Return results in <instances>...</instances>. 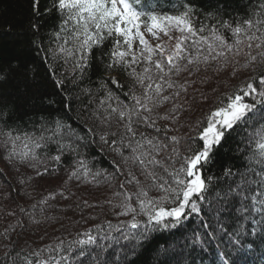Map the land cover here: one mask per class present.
<instances>
[{"label":"snow or ice","instance_id":"obj_1","mask_svg":"<svg viewBox=\"0 0 264 264\" xmlns=\"http://www.w3.org/2000/svg\"><path fill=\"white\" fill-rule=\"evenodd\" d=\"M238 3L242 11H230L232 0H216L207 10L198 9L192 0H164L163 4L158 0H47L43 8L41 0H29V44L46 63L70 65L75 82L97 61L106 70L125 71L132 86L124 93L125 100L108 90L88 117L91 126L85 122L73 127L59 118L41 116L38 127L34 124L29 130L10 122L12 110L0 95L4 158H19L20 163L36 168L41 163L36 149L55 145L57 154L49 159L57 164L63 156L74 155L69 179L91 176L99 184L97 177L102 176L114 189L104 203L117 221L105 219L83 232L57 236L33 248L13 238L20 235L17 227H24L17 219L0 232V264H120L122 253L127 259L125 249L135 252L150 242L157 245V264H197L198 258L203 264L202 254L213 245L219 264H248L256 239L264 243V0ZM45 16L55 22L47 46L39 38ZM146 33L160 42L153 46ZM162 36L168 41H162ZM212 63L217 64V71L230 70L233 77L248 71V78L225 94L227 103L221 98L220 106L196 121L195 136H178L175 133L184 126L183 105L174 104L163 115L159 111L187 91L180 84L176 92L166 95L168 89L177 87L172 76L191 73L193 66L198 72L199 65ZM30 70H34L30 64H9L0 68V83ZM48 71L54 86L63 89L64 78L55 74L51 64ZM111 83L123 87L115 78ZM113 99L115 106L107 103L104 107ZM61 105L70 107L64 100ZM237 128L242 130V139L236 151L243 163L235 170L222 168L219 176L206 175L215 149ZM195 141L201 142L198 147L193 146ZM87 148L113 153L112 171L93 172L92 162L81 151ZM48 172L45 167L36 175ZM57 194L69 198L64 192L49 193L38 203L46 205ZM25 214L30 222L40 223ZM193 218L198 227L186 236V222ZM161 231L179 235L185 242L179 250L167 241L160 244L152 234Z\"/></svg>","mask_w":264,"mask_h":264},{"label":"trees","instance_id":"obj_2","mask_svg":"<svg viewBox=\"0 0 264 264\" xmlns=\"http://www.w3.org/2000/svg\"><path fill=\"white\" fill-rule=\"evenodd\" d=\"M158 2L163 4L164 0H158ZM192 2L198 9L207 10L216 0H192ZM28 3L29 0H0V68L19 62L21 65L30 64L31 69H34L24 74H14L7 82L0 83V95L9 102V108L12 110V121L10 122H16L21 127L31 130L34 124L38 127L39 119L43 116L49 120L59 118L73 127L85 122L91 126L92 121L88 117L92 110L100 106L107 91L111 90L115 96L125 100L124 93L128 92L132 86L131 78L125 71L106 70L104 65L93 61L92 66L86 69L83 76L74 82V73L70 65H64L62 61L49 60L46 63L41 58L42 54H37L29 44ZM46 3L47 0H41V8ZM242 7V3H238V0H232L230 11H242ZM41 23L43 27L40 29L39 38L47 46L49 32L55 22L45 16ZM174 43L175 41H173ZM49 64L54 67L57 76L64 78L63 89H57L54 86L52 74L48 71ZM199 67L200 71L198 72L193 66L191 73L184 72L179 76H172L177 87L168 89L165 94L171 95L176 92L180 84H184L187 91H181L178 97L162 105L159 109L163 115L165 109L171 108L174 104L183 105L181 124L184 126L180 127L175 134L185 138L195 136L196 121L207 114L210 109L220 106L221 98H224L223 102L227 103L225 94H230L249 75L248 71H242L233 77L230 70L217 71L216 63H212L210 66L201 64ZM75 75L79 76L78 73ZM111 78H115L123 87L112 84ZM205 96L208 98L207 100L204 99ZM48 99L55 103L51 105L46 102L42 103V100ZM62 100L70 107H62ZM107 103H112L115 106L117 102L115 99L106 101L104 107L107 106ZM158 123L163 125L165 122L158 121ZM238 133L241 134L238 135ZM241 139L242 130L237 128V131L232 133L226 142L215 149L214 161L209 166L210 172L206 170L205 174L219 176L224 167L233 166L234 170L239 167L243 160L236 149ZM200 143V141H195L193 146L198 147ZM81 151L86 153L87 159L92 162L93 172L97 169L112 171L111 162L114 159V154L110 151L105 150L101 153L93 148ZM36 152L41 163H38L36 168H32L20 163L19 158L8 161L4 158V149L0 148V232L8 224H15L19 219L23 221L24 227H17L16 231L20 235L17 237L14 234L13 238L18 239L19 244L27 242L29 246L37 248L43 247L57 236L83 232L93 224L100 223L105 219L112 220L113 223L117 222L108 213V205L104 203L106 199L112 197L114 189L103 182L102 176L97 177V180L101 181L99 184L92 181L91 176L69 179V173L75 167L76 157L74 155L63 156L61 162L57 164L49 159L50 156L57 154L55 145L36 149ZM45 167L49 169V172L43 176H37V170L43 172ZM60 192H64V195L69 198L64 199L57 194L55 199L48 200L46 205L38 203L49 193ZM84 201L93 205H103V208L85 207ZM34 205L35 207H33ZM20 208L25 211L21 212ZM8 212H15V215L8 216ZM25 213L32 214L33 218L40 223L30 222ZM89 216H97L98 219L89 220L87 219ZM121 219L125 218L121 217ZM186 227L185 235L191 236L192 230L198 227V221L193 218L192 222H186ZM152 235L158 238L160 244L167 241L169 246L175 245L176 250H179L185 242L179 235L172 236L166 231ZM69 238L71 237L69 236ZM156 247V243L150 242L136 248L135 252L125 249L127 259H124L122 253L120 264H157ZM213 248L214 245L209 246L202 254L203 264H213L214 260L216 264H219ZM2 255L3 249H0V256ZM197 264H200V258H198ZM248 264H264V243H261L258 238L253 253L248 258Z\"/></svg>","mask_w":264,"mask_h":264},{"label":"rangeland","instance_id":"obj_3","mask_svg":"<svg viewBox=\"0 0 264 264\" xmlns=\"http://www.w3.org/2000/svg\"><path fill=\"white\" fill-rule=\"evenodd\" d=\"M146 37H147V39L149 40V42H150L153 46L160 42V41L154 40L151 36H148L147 33H146ZM161 40L166 42V41H168V38L162 36V37H161ZM170 43L173 44V41H171ZM137 46H138V45H137ZM200 110H201V109H200ZM204 110H206V109L204 108ZM198 111H199V109H198Z\"/></svg>","mask_w":264,"mask_h":264}]
</instances>
